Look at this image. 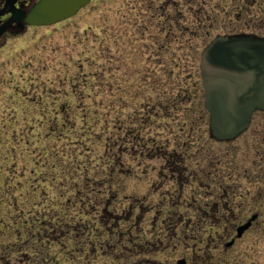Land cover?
<instances>
[{"label":"rangeland","instance_id":"rangeland-1","mask_svg":"<svg viewBox=\"0 0 264 264\" xmlns=\"http://www.w3.org/2000/svg\"><path fill=\"white\" fill-rule=\"evenodd\" d=\"M218 34L264 37V0H91L3 40L1 254L12 245V258L29 256L18 264H264V111L237 139L210 138L198 53ZM181 89L189 101L165 116L155 104ZM188 140L191 170L217 158L230 171L208 190L191 178L179 195L156 149ZM213 184L235 192L231 224L197 222L217 202ZM171 201L182 223L154 221Z\"/></svg>","mask_w":264,"mask_h":264},{"label":"water","instance_id":"water-1","mask_svg":"<svg viewBox=\"0 0 264 264\" xmlns=\"http://www.w3.org/2000/svg\"><path fill=\"white\" fill-rule=\"evenodd\" d=\"M91 0H40L24 23L49 26L68 19ZM200 78L209 131L217 141L229 142L244 133L257 111H264V37L219 35L201 51ZM257 218L254 214L236 228L240 238ZM233 240L227 243L232 245ZM179 260L178 264H182Z\"/></svg>","mask_w":264,"mask_h":264},{"label":"flooded vegetation","instance_id":"flooded-vegetation-1","mask_svg":"<svg viewBox=\"0 0 264 264\" xmlns=\"http://www.w3.org/2000/svg\"><path fill=\"white\" fill-rule=\"evenodd\" d=\"M38 2L39 0H0V45L5 38H8L9 36H15L21 34L29 27H35V26L26 25L24 23V18L26 17L28 11L32 9ZM251 123L252 120L250 122L248 129L250 128ZM247 130L245 132H247ZM189 142L190 143H188L187 141L182 142L183 148H185L184 150H188L189 147L195 145L193 141H189ZM187 145L190 146L187 148ZM156 150L160 152L157 153L156 155H158L164 161L163 167L165 170H167V172L170 175L169 181L176 183L177 187H179L178 189L179 195L181 193V189L183 188V186L188 181H190L191 178H192V182L197 183L199 189L205 188L206 190H208L210 189L209 188L210 184L206 182L207 180L212 179L213 181H215L217 179L219 180L220 178L224 179V177L228 176V173L230 171V167L226 169H216L215 167L219 165V162H216L217 158L216 159L211 158L208 160L210 161L208 166L211 165L212 162H214V164L211 165L213 166V168L209 166L208 168H203V169L199 168L196 171L191 170L189 165H194L192 160H194L195 157L187 156L189 155L187 151L177 152L172 150L171 152H167L166 148L156 149ZM199 160L201 161V159ZM199 160H196V162ZM190 161L191 164L188 165ZM197 165L199 164H195L194 166ZM225 170L228 171L226 175H225ZM219 171H221L222 173H218ZM213 186L215 188L213 193L215 195L214 196L215 199H217V202L214 201L215 203L213 204V206H210L209 211L200 213L202 214V216L200 217V221L197 222L202 223L203 220L205 223H210L215 225L228 224V223L231 224L232 221L229 218L232 217L231 216L227 217L226 214H229L228 211L231 210L230 206H232L235 203L234 202L236 197L235 192L233 188H231L230 186L224 187L222 184H213ZM170 198L173 199L172 196ZM145 202L146 200L142 201L139 207L142 209L143 213H148L152 208L151 207L147 208ZM177 203L179 202L171 201L169 203L171 207H169L168 210L165 211L164 218L162 216L163 211L158 207L155 211V215L153 216V220L154 221L161 220L163 222L165 219H168L171 220L172 223L174 222L173 224L175 223L181 224L182 223L181 219H183L182 216L175 209H173L177 205ZM218 209L221 210L222 213L219 214L218 212L220 211ZM191 223L192 221L188 220L187 224H191ZM183 264H186L185 259L183 260Z\"/></svg>","mask_w":264,"mask_h":264},{"label":"trees","instance_id":"trees-1","mask_svg":"<svg viewBox=\"0 0 264 264\" xmlns=\"http://www.w3.org/2000/svg\"><path fill=\"white\" fill-rule=\"evenodd\" d=\"M173 20H175V19H173ZM189 34H192V37H195V38H198L200 36H202L203 38H206V34L203 33L202 35H199V31L190 32ZM204 42H205V40H204ZM204 45H205V43H204ZM201 49H202V47H201ZM201 49H200V51H201ZM200 51H199L198 55L200 54ZM188 95L189 94L187 93V90H182L181 89V96L177 95L175 98L174 97L173 98H168L165 101L164 100L162 102L160 101V102H158L155 105L157 107L158 106L162 107L163 108L164 115L167 116V110L169 108L170 109H173L174 108L177 111L180 110L181 108H176V107H178L179 103L181 104L182 101H189V100H184V99H188V98H185L184 97V96H188ZM151 101H152L151 99L148 100L146 102L147 103L146 105L149 106L152 103ZM203 112L205 113L204 109H203ZM134 139H135L137 145H140L141 139L139 138V136L138 135H134ZM107 148L109 149V145H107ZM179 152H185V150L181 149ZM108 186H109V184H108ZM108 194H113V192H110L109 191ZM111 196L112 195H110V197ZM108 200H109V198H108ZM107 211L109 212V210H107ZM104 212H105V210H104ZM67 225H69V224H67ZM170 228H172V227H170ZM88 239H89V237H88ZM125 239H126L125 241L128 242V243L132 242V238L128 235V233L126 234V238ZM119 240L120 239L118 238L117 241H116V243H114L113 249L118 248L120 245H122V240L121 241H119ZM91 244H92V246H94L92 248V252H94L96 250L95 244H93V243H91ZM14 247L15 246H12V245L3 247V249H2L3 253L2 254L0 253V264H18L19 261H21V260H23V261H28L29 260V256L25 252L22 253V259H19L18 257L12 258L11 255H12V251L15 250ZM44 260H45V258H42V261H44Z\"/></svg>","mask_w":264,"mask_h":264}]
</instances>
